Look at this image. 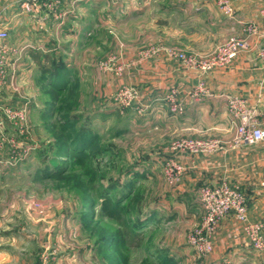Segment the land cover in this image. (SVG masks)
Listing matches in <instances>:
<instances>
[{"label":"rangeland","instance_id":"1","mask_svg":"<svg viewBox=\"0 0 264 264\" xmlns=\"http://www.w3.org/2000/svg\"><path fill=\"white\" fill-rule=\"evenodd\" d=\"M120 1L106 4L101 0L97 27L84 36L90 38L82 57L92 65L91 80L76 82L74 76H68L69 81L54 85L47 75L41 79L36 74L37 110L29 118L35 129L33 132L31 126L27 136L45 149L38 147L15 167L6 161L13 160L16 151L8 146L0 151V251L11 249L25 264H192L187 262V253L199 259L204 256L189 244L190 236L202 226L203 210L198 196L201 186L192 190L184 180L190 164L182 156L195 155L173 150L176 139L171 142L169 137L154 132L139 133L138 117L148 111L149 104L143 101L148 92L128 76L142 65L148 75L157 76L152 64L160 59L179 64L180 71L194 77L195 82L187 89L168 82L157 90L170 111V95L176 94L182 101L184 93L192 97L202 80L207 82L210 72L204 75L170 54L168 49L203 55L174 44L169 24L153 21L152 15L150 19L137 16L123 24L108 22L107 13ZM157 1L151 0L153 13L166 0ZM45 2L48 0H42L40 12L36 7L28 10L22 2L15 3L11 11L16 23L33 20V25L44 28L56 23L55 15L62 8ZM135 6L125 9L123 4L122 8L127 12L133 7L137 13ZM65 7L67 17L74 14L75 6ZM55 38L51 41L58 46ZM47 43L27 42L36 50L27 53L39 56L48 68L54 58L66 64L73 61L74 55L58 49L49 51ZM250 43L252 46V38ZM61 85L67 87L58 89ZM31 87L26 81L20 86L24 97L33 91ZM123 87L138 92L128 106L116 101ZM8 97L3 91L0 106L26 103L24 98ZM43 109L52 116L42 114ZM78 131L90 133L82 156L68 150L70 133L79 138ZM9 132L15 133L12 129ZM171 159L185 168L179 180L166 176V164ZM197 206L201 210L194 214L192 209ZM181 252L183 258L178 257Z\"/></svg>","mask_w":264,"mask_h":264},{"label":"crops","instance_id":"2","mask_svg":"<svg viewBox=\"0 0 264 264\" xmlns=\"http://www.w3.org/2000/svg\"><path fill=\"white\" fill-rule=\"evenodd\" d=\"M232 1L235 13L230 17L222 12L218 0H166L160 3L161 7L154 13L151 0L136 2L121 0L117 6L113 4L112 12L107 13V21L123 24L134 20L137 16L150 19L152 15L153 21L169 24L170 37L174 44L184 46L188 51L206 55L228 36L243 35L245 23H261L263 20L264 0ZM18 2L19 0H0L3 24L10 28V33L16 31L15 35L11 33L10 42L23 46L27 42L39 44L45 41L49 43V51L58 49L61 53L74 55L73 61L69 64L64 63L63 70L66 71L58 75L56 83L67 82L73 76L76 82L91 80L90 77L93 76L89 72L92 70V65L83 61L82 57L84 47L90 38L84 36L89 31H95L97 27L99 8L103 5L101 0H80L75 4L74 14L66 16L62 21L51 22L47 28L33 25L36 23L33 20L20 19L16 23L11 8ZM72 2L73 0H62V10H66L65 6L72 5ZM105 2L108 4L109 0ZM123 4L125 9L136 5L138 12L135 13L136 10L133 7L131 12H126L122 8ZM5 13L10 17L4 18ZM52 38L59 40L58 46H54ZM262 47H264V38L253 37L250 50L240 53L230 66L219 67L210 72L206 77L210 95L202 97L201 100H195L188 93H184L186 108L182 115H175L168 111L162 95L157 92L168 82L184 85L186 89L194 84V77L190 78L187 74L185 76L175 61L160 59V62H154L152 67L157 71V76L148 75L147 67L144 68L145 65H142V69L133 70L135 72L129 74L128 78L130 81L139 82L144 87V92L146 94L148 92L143 101L149 104V108L146 113L138 117L139 133L143 135L154 132L169 137L171 142L184 137L216 138L220 141V149L216 153L194 157L182 156V159L190 164L184 180L193 186L191 189L194 190L197 185L202 186L207 183L227 182L245 193L249 218L252 221L264 223V142L253 145L235 143L237 119L230 112L228 104L231 96L243 99L246 107L255 111L264 125V61L258 54ZM42 65H44L43 59L26 52L21 58L19 67L11 70L4 89V94H7L10 100L24 98L26 102L31 101L30 115L37 110L34 102L38 94L37 85H35L36 74L39 73L41 79H46L45 75L47 80L50 79L48 72L44 75ZM25 81L31 84L33 90L27 93L28 97H24L20 92V86ZM111 83H113L112 80ZM16 95L18 96L14 97ZM42 114L52 116L46 109L42 110ZM31 126L34 132L33 124ZM195 194L198 195L197 192ZM197 207L192 209L194 214L201 210ZM213 240L214 250L211 253L200 259L187 253V262H193L192 264H264V253L254 250L249 245L242 223L233 214L221 220ZM180 256L183 258L182 252L178 255ZM20 259V256L14 255L11 249L6 248L0 251V264H25L26 261L23 259L21 262Z\"/></svg>","mask_w":264,"mask_h":264},{"label":"built area","instance_id":"3","mask_svg":"<svg viewBox=\"0 0 264 264\" xmlns=\"http://www.w3.org/2000/svg\"><path fill=\"white\" fill-rule=\"evenodd\" d=\"M80 0H73V6ZM22 6L28 10L36 7L39 11L42 0H19ZM62 0H48L44 5L61 7ZM222 12L232 17L235 13V6L232 0H218ZM67 11L60 10L55 15L57 21L66 18ZM263 20L261 23L251 22L244 26L243 35H232L219 43L210 53L195 56L178 49H168V52L179 58L183 63L197 68L201 73L208 74L216 68L228 67L236 57L251 49L250 39L253 37L264 38V9L262 10ZM39 21H44L39 18ZM10 28L0 22V96L2 95L11 70L19 67L21 58L30 50H34L33 45L25 44L17 46L10 42ZM259 57L264 61V47L259 50ZM13 57V58H12ZM210 89L206 80L196 87L192 97L202 99L210 95ZM138 92L134 88L123 87L116 96V101L121 105L128 106ZM168 104L171 113L182 115L185 113V104L179 100L176 94L168 97ZM31 101L22 106L4 105L0 106V151L6 146L16 151L13 160L6 161L12 166L23 163L31 153L39 147L35 142L29 140L31 131L30 125V105ZM229 110L236 117L235 122V143L253 145L264 142V125L261 123L255 111L246 107L245 101L239 97L231 96L228 100ZM9 129L15 131L14 134ZM173 150L186 151L195 156L213 154L220 149V141L216 138H192L184 137L176 139L172 144ZM0 163L3 161L0 160ZM166 176L169 180H179L178 175L182 174L184 167L175 159L167 162ZM199 201L203 210V223L189 238V244L200 254L206 255L214 250L213 235L223 218L233 214L242 223L243 230L247 236L249 245L259 252L264 253V223L252 221L248 214V200L244 192L235 189L227 182L217 184H204L199 190Z\"/></svg>","mask_w":264,"mask_h":264},{"label":"trees","instance_id":"4","mask_svg":"<svg viewBox=\"0 0 264 264\" xmlns=\"http://www.w3.org/2000/svg\"><path fill=\"white\" fill-rule=\"evenodd\" d=\"M51 60V59H50ZM65 68V64H64V62H60V61H58L57 59H53L52 61H51V68H47L45 65H42V70H43V73H44V75H45V73L46 72H48L49 73V78H51V81L53 82L52 84H56V82H57V79H58V75L61 73V72H65L66 70H63ZM67 86H59V87H57L58 89H61V90H64L65 88H66ZM79 132V135H80V131H78ZM72 133H70V136L69 137H71V139H69L70 140V142H69V151L71 150L72 152H75L76 154H77V152L79 153L77 156H82V154L84 155L85 154V150L88 148V147H86V143L88 142L87 140H89L90 139V133H88V132H86V133H84V132H82L81 133V135H80V137L78 138L77 137V134L74 136V135H71ZM73 136V137H72ZM78 138V139H77ZM65 141H66V139H65ZM55 143L57 142V143H59V144H64V141H54ZM50 143H52V144H54L53 142H50ZM40 148V150L42 149V150H44L42 147H39ZM41 150V151H42ZM41 151H40V153H41ZM72 152L71 153H69L70 155L72 154ZM82 152H84V153H82ZM66 171H67V169H66ZM143 225H144V223H143Z\"/></svg>","mask_w":264,"mask_h":264}]
</instances>
